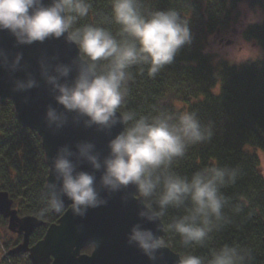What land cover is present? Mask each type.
<instances>
[{"label":"clouds","instance_id":"1","mask_svg":"<svg viewBox=\"0 0 264 264\" xmlns=\"http://www.w3.org/2000/svg\"><path fill=\"white\" fill-rule=\"evenodd\" d=\"M112 17L120 25V38L103 27L84 25L74 27L77 20L88 15L87 0H0V31L7 30L18 45L44 42L48 38L65 36L76 45L78 63L50 65L40 61L41 76L50 86L54 100L64 111L48 106L45 120L50 128L60 129L67 123L66 113L83 117L84 125L109 130L118 122L124 130L108 142V154L101 158L91 142H81L73 152L65 145L52 158L51 168L55 182L47 185L45 206L40 215L48 211L61 212L65 198L75 216H86L89 209L107 203L97 188L96 172H100L99 185L108 193H115L134 185L144 201L138 216L149 222L159 220L169 208L183 209V214L167 225L170 232L179 235L184 246L203 245L210 233L225 221L223 209L228 199L221 192L225 185L234 184L239 169L206 167L191 177L171 170L173 161L185 154L190 144L201 143L213 136L210 125H202L195 113L137 117L118 109L127 95V81L132 79L133 66H147L148 75L154 77L163 67L170 65L179 50L190 45L193 36L189 23L173 8L142 14L140 0H112ZM264 19L259 9H246L242 17L240 34L229 46L216 44L205 52L219 54L229 64L240 65L255 61L264 55L258 46L243 35L250 24ZM212 40V37H209ZM22 54L11 60L0 50V67L9 72L21 68ZM106 61V63H101ZM75 65L76 75L69 81ZM51 73L54 74H50ZM143 71V67H141ZM63 80V82H61ZM30 74L16 79L13 90L26 92L38 87ZM86 162L91 172L78 170ZM237 212L240 208L237 206ZM127 243L138 248L155 264L157 252L165 244L153 231L134 224L127 234ZM94 249L95 242L89 244ZM249 254L238 247L223 245L205 261L202 257L186 254L178 264H247Z\"/></svg>","mask_w":264,"mask_h":264},{"label":"trees","instance_id":"2","mask_svg":"<svg viewBox=\"0 0 264 264\" xmlns=\"http://www.w3.org/2000/svg\"><path fill=\"white\" fill-rule=\"evenodd\" d=\"M87 2L91 6L88 15L79 18L74 27H103L119 39L120 25L112 17V0ZM240 4L258 6L264 12V0H140L144 15L176 9L189 23L193 40L154 77L148 75L147 66H133L132 79L126 84L127 95L118 112L131 111L138 118H151L160 112L195 113L202 125L212 127L213 136L190 144L185 154L173 161L171 170L190 178L206 167L239 169L236 182L221 188L228 199L223 209L226 220L210 233V238L203 245L184 246L179 235L167 228L173 218L183 214V209L169 208L159 218L163 225L160 238L165 246L180 257L192 254L207 261L227 244L246 251L247 264H264V177L258 158V152L264 155V65L256 60L240 65L226 60L213 62L205 53L208 37L229 26L238 16ZM243 35L264 49V19L244 28ZM217 85L218 91L213 93ZM47 174L37 133L17 120L11 101L0 104V191L7 193L18 218L31 216L42 221L29 236V246L43 237L46 228L56 223L65 209L40 215L46 203ZM237 206L239 212L235 210ZM0 225L8 228V220L1 215ZM21 242L22 234H15L4 243L1 264H31L28 256L22 258V252L16 251ZM90 251L85 247L80 252Z\"/></svg>","mask_w":264,"mask_h":264},{"label":"water","instance_id":"3","mask_svg":"<svg viewBox=\"0 0 264 264\" xmlns=\"http://www.w3.org/2000/svg\"><path fill=\"white\" fill-rule=\"evenodd\" d=\"M44 3L48 4L50 0H44ZM65 36L58 39L48 38L42 43L18 45L7 30L0 31V50L8 54L10 60L17 53L22 54L21 68L16 72L12 73L0 67V104L11 101L17 120L22 126L35 131L40 138L48 166L45 195L47 185L55 182L51 164L60 147L67 145L75 152L78 143L91 142L103 158L108 154L109 140L124 128V124L120 122L109 130L98 129L95 125L86 127L84 118L76 116L75 113H66L67 123L58 130L47 125L45 114L49 105L58 112L64 109L56 103L50 86L41 76L40 61H47L52 66L57 63L72 64L73 61L78 63V49L75 44L67 42ZM29 74L37 80L39 86L26 92L14 91V81L26 79ZM50 74L54 73L50 70ZM75 75L73 65L69 81ZM119 114L118 112V118ZM78 170L92 171L86 162H82ZM95 175L97 188L107 203L89 209L86 216L79 217L73 215L70 201L65 198V209L57 222L50 224L43 237L30 247L28 238L35 228L41 226L42 221L31 216L17 218L15 211L11 209V200L7 193L0 191V215L8 218L13 231L22 233L23 242L17 250L27 252L31 264H153L138 248L127 243V234L134 224L140 223L142 227L150 229L160 237L163 233L160 219L149 222L138 216L139 211L143 210L144 201L137 194L134 185L108 193L100 188L101 173L96 172ZM92 242H95L96 247L89 254L80 252ZM179 257L169 247L164 246L157 252L155 264H178Z\"/></svg>","mask_w":264,"mask_h":264},{"label":"rangeland","instance_id":"4","mask_svg":"<svg viewBox=\"0 0 264 264\" xmlns=\"http://www.w3.org/2000/svg\"><path fill=\"white\" fill-rule=\"evenodd\" d=\"M237 8H238V16H236L230 22L229 26L226 29L215 32L214 34L210 35L209 37H212V40H210L208 37L205 49L206 48L211 49L216 44H219L222 46L231 45L234 42L233 37L240 34L239 28L243 27L242 17H244L246 15V9H253V10L259 9V10H261V8L258 6H253V5H248V4H240V5H238ZM261 12H262V10H261ZM259 22H257V23H259ZM253 44H254V46H258L255 43H253ZM258 47H260V46H258ZM260 49L262 50V52H264V49H262L261 47H260ZM205 53H207L211 56L213 62H217L219 60H224L222 57H219V54L217 52L208 51ZM250 61H252V60H250ZM256 61H259L264 65V55H262ZM212 91H213V93L214 92L217 93L218 85L215 86V88ZM258 158H259V162H260L261 174L264 177V155L262 152H258ZM15 234L16 233L10 228V226L8 228H6L5 226L3 227L0 225V258L2 257L3 254H5V252L3 250L4 243L7 242L9 239H13L15 237ZM25 256L26 255H22L21 257L24 258ZM8 264H11V263L8 262Z\"/></svg>","mask_w":264,"mask_h":264}]
</instances>
